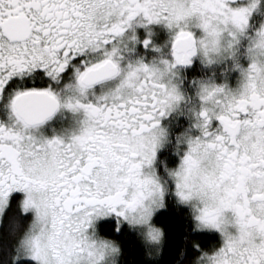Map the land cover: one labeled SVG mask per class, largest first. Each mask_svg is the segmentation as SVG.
Masks as SVG:
<instances>
[{
  "label": "flooded vegetation",
  "instance_id": "af4514ba",
  "mask_svg": "<svg viewBox=\"0 0 264 264\" xmlns=\"http://www.w3.org/2000/svg\"><path fill=\"white\" fill-rule=\"evenodd\" d=\"M131 1L137 2L0 0V181L9 180L24 162L44 185L23 176L22 191L39 189L58 223L78 226V215H90L92 208L111 205L130 211L138 200L140 207L157 190V182L164 184L159 191L164 201L172 190L168 171L182 160L178 143L187 138L184 164L196 158L206 165L209 192L221 206L218 217L226 227L225 244L211 231L217 241L200 256L211 253L212 264H264V0H220L221 12L241 9L246 16L244 24H231L240 32L238 61L208 71L196 58L192 34L178 36L194 39L186 64L172 46L170 61L161 52L151 53L148 39L119 54L144 66L153 59L156 68H141V75L132 71V89L124 94L114 89L105 100L98 88L113 82L122 65L115 60L116 47L114 58L93 55L102 39L115 46L118 36L99 31L97 15ZM146 17L145 24L152 25ZM224 18L230 23L232 14ZM250 36L257 40L249 46ZM251 46L263 54L261 60L245 57ZM107 60L116 65L115 76L90 85L81 82L86 71ZM163 63L177 71L178 89L161 100L147 87L162 81L152 70L164 68ZM200 71L205 74L197 75ZM201 84L207 86L203 95ZM30 92L47 93L57 102L55 113L35 125L26 124L14 108L15 98ZM172 102L174 110L168 107ZM67 104L77 110L70 111ZM79 112L87 121L75 130L69 115ZM160 129L165 141L152 159ZM176 158L169 168L168 161ZM150 167L151 177L146 175ZM131 197L137 202L131 203Z\"/></svg>",
  "mask_w": 264,
  "mask_h": 264
},
{
  "label": "rangeland",
  "instance_id": "374dc122",
  "mask_svg": "<svg viewBox=\"0 0 264 264\" xmlns=\"http://www.w3.org/2000/svg\"><path fill=\"white\" fill-rule=\"evenodd\" d=\"M222 6L220 0H137L136 3L131 1V3L122 4L116 8H108L98 14V20L102 24L98 30L118 36L115 46L109 44L107 38L102 39L106 44H98L99 48L92 51L93 55L114 58L112 54L116 47L120 50L117 51V55H114L115 60L122 65L120 75L113 82L100 86L98 88L99 93L103 95L105 100L111 97L114 89H118L122 94L128 93L132 89L129 84L132 81L130 75L132 71H137L141 75V68H156L153 59L148 61V66H144L125 61L123 54H119L125 50L124 48L140 46L141 43L144 46L149 41L148 39L151 43L148 46L152 49L151 53L161 52L170 61L169 48H171L175 38L185 33L192 34L197 42L196 58L208 71H211L212 66L219 63L238 61L239 54L235 51V42L237 34L240 32L234 25L244 24L246 16L241 9L232 13V11H226L227 8H224L226 9L225 12H221ZM230 13L232 14V21L230 20L228 23L225 21L227 18L224 17ZM146 14V20L149 17L148 21H151L152 25L145 24ZM247 40L250 46L257 38L250 36ZM93 57L92 59H94ZM245 57L249 61L251 58L256 61L261 60L263 54L251 46ZM163 64L164 68H158V71L152 70V74L159 76L162 81L160 83L154 81L152 86L147 87L148 91L159 93L158 97L161 100L164 96H169L178 89L176 84L177 71L171 70L167 63ZM131 84L134 86L132 82ZM134 88L140 89L142 87ZM143 89H145L144 86ZM198 89L199 94L203 95L207 91V86L201 84ZM76 93V88H72L71 94ZM94 104L100 105L96 101ZM171 104L168 107L171 110L176 109V104L173 102ZM67 105L68 108L70 107V111L77 110L74 104ZM70 116L73 129L76 126L81 127L87 121L80 112L72 113ZM1 128H4V125H1ZM154 140L157 144L156 149H152V159L165 141L163 129L157 132ZM188 145L189 140L187 138L178 143V153L182 160L168 171L172 193L180 203L192 209L196 218L197 229L216 232L219 234L222 244H225L226 227L220 223L218 217L221 206L209 192L210 171L200 159L187 160V164H184L185 158L189 156ZM31 148L33 147L29 149ZM20 169L18 170L16 166L11 172L9 180L0 181V215L10 196L8 190L10 193L21 194L20 207L22 211L32 215L30 225L18 241L15 259H28L36 264H114L117 256L116 246L112 242L100 238L96 233L97 222L107 218H115L118 222L127 223L139 232L147 245L158 246L161 234L152 226L151 218L163 206V192L160 193L159 191L162 185L164 187V184L161 185L160 182H157V190L151 193L149 198L141 203L140 207L136 205L140 204L141 201L138 200L136 203L137 199L134 197L129 199L131 203H136H133V208L130 211L111 205L99 206L90 209V215H78L76 218L78 226H73L64 220L58 223L52 217L48 200L39 189L32 187L22 191L23 176H30L34 183L38 182L39 177L30 175L29 168L24 162L21 163ZM146 175L153 176L151 167L148 168ZM149 177H147V181L150 180ZM39 184L40 186L44 185L42 180H39ZM212 262L211 253H203L196 264H212Z\"/></svg>",
  "mask_w": 264,
  "mask_h": 264
},
{
  "label": "trees",
  "instance_id": "16d2710c",
  "mask_svg": "<svg viewBox=\"0 0 264 264\" xmlns=\"http://www.w3.org/2000/svg\"><path fill=\"white\" fill-rule=\"evenodd\" d=\"M176 161L177 158L170 159L168 167L172 168ZM20 201L21 194L12 193L0 215V264H36L28 259H15L18 241L32 221V215L22 211ZM151 221L161 234L156 247L147 245L139 232L125 222L115 218L97 222V235L117 248L114 264H196L200 254L217 241L215 233L196 228L192 209L180 203L172 190Z\"/></svg>",
  "mask_w": 264,
  "mask_h": 264
},
{
  "label": "water",
  "instance_id": "95a60500",
  "mask_svg": "<svg viewBox=\"0 0 264 264\" xmlns=\"http://www.w3.org/2000/svg\"><path fill=\"white\" fill-rule=\"evenodd\" d=\"M172 47L178 53H182L183 64L188 59V51L194 47L192 35L178 37L173 41ZM117 68L114 63L107 60L97 68L86 71L81 78V82L86 85L94 84L104 79H109L116 75ZM16 114L28 125H35L51 117L56 109L57 102L47 93H25L19 95L14 100Z\"/></svg>",
  "mask_w": 264,
  "mask_h": 264
}]
</instances>
